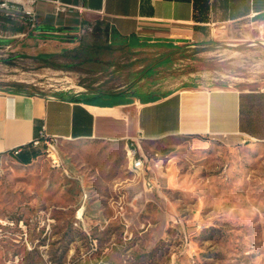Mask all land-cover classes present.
Listing matches in <instances>:
<instances>
[{
  "label": "rangeland",
  "instance_id": "obj_1",
  "mask_svg": "<svg viewBox=\"0 0 264 264\" xmlns=\"http://www.w3.org/2000/svg\"><path fill=\"white\" fill-rule=\"evenodd\" d=\"M247 39L220 35L200 47L163 51L112 47L106 34L107 49L86 52L83 44L41 37L24 49L0 50V91L264 87V39ZM147 147L166 174L161 194L137 196L139 186L126 194L120 180L121 171L134 177L126 149L106 142L103 157L84 158L80 144L59 146L72 173H85L90 196L81 216L80 183L53 168L50 157L7 164L0 175V264H264V143L230 147L171 137Z\"/></svg>",
  "mask_w": 264,
  "mask_h": 264
},
{
  "label": "crops",
  "instance_id": "obj_2",
  "mask_svg": "<svg viewBox=\"0 0 264 264\" xmlns=\"http://www.w3.org/2000/svg\"><path fill=\"white\" fill-rule=\"evenodd\" d=\"M60 1L82 6L85 11L57 16L53 0H37L35 28L22 14L16 19L0 16V50L24 49L41 37H51L65 46L83 44L86 52L105 50L102 39L107 34V20L114 23L112 47L196 48L220 35L235 33L247 36V44H260L264 39V0ZM168 56L163 60L168 61ZM43 127L59 146L80 144L84 158L103 157L99 150L106 142L126 149L131 139L142 134V153L149 158L146 170L132 172L134 177L121 171V184L126 194L134 185L139 186L137 196L161 194L160 176L166 171L161 170L158 152L149 151L147 145L171 137H185L189 142L218 139L230 147L264 143V87L184 83L164 92L154 87L145 92L128 88L99 97L0 91V160L4 167L9 163L28 166L45 154L43 145L32 144ZM17 147L21 150L16 154ZM84 174L76 172L74 180L80 183V195L84 189L90 196Z\"/></svg>",
  "mask_w": 264,
  "mask_h": 264
},
{
  "label": "built area",
  "instance_id": "obj_3",
  "mask_svg": "<svg viewBox=\"0 0 264 264\" xmlns=\"http://www.w3.org/2000/svg\"><path fill=\"white\" fill-rule=\"evenodd\" d=\"M37 0H28L27 3H21L16 0H0V16L6 19H16L19 15H23L29 25L32 28L37 26V10H36ZM54 3V14L59 16L62 14H69L74 11L83 14L85 8L76 4L63 2L60 0H53ZM103 12V11H102ZM105 30L110 38V42L113 39L114 33V23L111 20H107L105 25ZM142 138V134L131 139L127 144H130L131 147L135 150L136 153V166L140 169V174L144 173L146 170L147 164L149 162V158L147 155L142 153V147L140 145V139ZM32 144L34 146H44V153L46 157H50L51 166L61 171L65 176H73L77 178L76 174L72 173L71 168L61 155V151L59 148L58 140H54V136H49L45 133V127H43L40 135L33 139ZM21 150L20 147L14 149L15 153H19ZM0 164L2 160H0ZM1 175V174H0ZM87 192L83 189L82 192V204L79 210H84L85 202L87 199ZM78 210V212H79ZM82 213V212H81Z\"/></svg>",
  "mask_w": 264,
  "mask_h": 264
},
{
  "label": "bare ground",
  "instance_id": "obj_4",
  "mask_svg": "<svg viewBox=\"0 0 264 264\" xmlns=\"http://www.w3.org/2000/svg\"><path fill=\"white\" fill-rule=\"evenodd\" d=\"M126 151H127V157L129 159V163H130V170L136 174H140V169L139 167L136 166V153L135 150L131 147L130 144L127 145L126 147ZM3 158V157H2ZM5 167L3 166V164H0V174H2L4 172ZM82 210H79L78 215L81 216Z\"/></svg>",
  "mask_w": 264,
  "mask_h": 264
},
{
  "label": "trees",
  "instance_id": "obj_5",
  "mask_svg": "<svg viewBox=\"0 0 264 264\" xmlns=\"http://www.w3.org/2000/svg\"><path fill=\"white\" fill-rule=\"evenodd\" d=\"M45 56H49V55H45ZM162 63H164V62H161V64ZM14 92H23V91H14ZM63 94V93H62ZM103 94H105V93H103V92H101V91H97L96 93H93L92 94V96H94V97H99V96H103Z\"/></svg>",
  "mask_w": 264,
  "mask_h": 264
}]
</instances>
